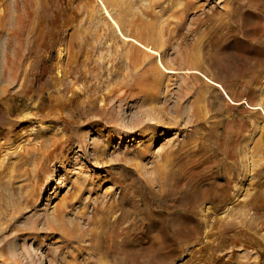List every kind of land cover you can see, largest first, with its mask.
I'll return each instance as SVG.
<instances>
[{
	"label": "rangeland",
	"instance_id": "rangeland-1",
	"mask_svg": "<svg viewBox=\"0 0 264 264\" xmlns=\"http://www.w3.org/2000/svg\"><path fill=\"white\" fill-rule=\"evenodd\" d=\"M263 113L264 0H0V264H264Z\"/></svg>",
	"mask_w": 264,
	"mask_h": 264
},
{
	"label": "bare ground",
	"instance_id": "bare-ground-1",
	"mask_svg": "<svg viewBox=\"0 0 264 264\" xmlns=\"http://www.w3.org/2000/svg\"><path fill=\"white\" fill-rule=\"evenodd\" d=\"M130 59V58H129ZM132 59V58H131ZM130 62V61H129ZM199 64V63H198ZM201 64V63H200ZM199 64V65H200ZM128 66H129V64H128ZM196 66H198V65H195V67ZM127 67V66H126ZM193 67V66H192ZM119 68V67H118ZM193 69V68H192ZM121 70V69H120ZM196 70V69H195ZM177 70H175L174 71V73L176 72ZM196 72H199V71H197L196 70ZM85 73V72H84ZM122 75V74H121ZM201 75V74H200ZM190 76V75H189ZM205 76V75H204ZM102 77V76H101ZM94 78V77H93ZM200 79V78H199ZM107 81V80H106ZM157 81V80H156ZM171 81H172V79H171ZM170 81V82H171ZM193 81V80H192ZM160 83V82H159ZM113 84H116V83H113ZM160 85V84H159ZM170 85V84H169ZM194 85H196V83L194 84ZM212 85H214V84H212ZM118 86V85H117ZM162 86V85H161ZM185 86V85H184ZM215 86H218L219 88H220V86H219V84H215ZM169 87V86H168ZM85 88V87H84ZM83 88V89H84ZM165 88V87H164ZM118 89H120V88H118ZM157 89V88H156ZM166 89H168L167 87H166ZM195 89H198V88H196L195 87ZM195 89H194V92H195ZM85 90V89H84ZM104 90V89H103ZM161 90V89H160ZM169 90V89H168ZM216 90H218V89H216ZM85 91H87V90H85ZM126 91V90H125ZM167 91V90H166ZM172 91V90H171ZM175 91V90H174ZM204 91V90H203ZM207 91V90H206ZM211 91V90H210ZM114 92V91H113ZM113 92H110V94L111 93H113ZM122 92V91H121ZM192 93V92H191ZM204 93H206V92H204ZM130 94V93H129ZM195 94V93H194ZM209 94V93H208ZM207 94V95H208ZM150 95H153V96H155L153 93H150ZM169 95V94H168ZM191 95H193V93L191 94ZM119 96V95H118ZM121 96V95H120ZM159 96V95H158ZM183 96V95H182ZM197 96V95H196ZM196 96H195V98H196ZM106 97H108V95H105V97L104 98H106ZM190 97V96H189ZM203 97V96H202ZM188 98V97H187ZM200 98H201V96H200ZM163 99H164V97H163ZM162 99V100H163ZM192 99H193V96H192ZM208 99V98H207ZM96 100V99H95ZM98 100V99H97ZM161 100V101H162ZM186 100V99H185ZM231 101H232V103H236V101L234 100V98L232 97L231 99H230ZM141 101V100H140ZM169 101V100H168ZM199 101V100H198ZM203 101V100H202ZM105 102V101H104ZM193 102V101H192ZM204 102V101H203ZM90 103V102H89ZM140 103V102H139ZM172 103V102H171ZM178 103H179V101H178ZM182 103V102H181ZM184 103V102H183ZM187 103V102H186ZM198 104V103H197ZM167 105V104H166ZM207 105V104H206ZM102 106H104V105H102ZM144 106V105H143ZM159 106V105H158ZM162 106V105H161ZM177 106V105H176ZM181 106V105H180ZM208 106V105H207ZM168 107V106H167ZM194 107V106H193ZM203 107V106H202ZM201 107V109H203ZM140 108H142V107H140ZM145 108V107H144ZM176 108H178V107H176ZM182 108V107H181ZM209 108V107H208ZM133 109V108H132ZM149 109V108H148ZM154 109V108H153ZM152 109V110H153ZM161 108H159L158 109V111L160 110ZM151 110V109H150ZM178 110V109H177ZM161 111V110H160ZM191 111H193V110H191ZM223 111V110H222ZM137 112H139V111H137ZM183 112V111H182ZM143 113V112H142ZM170 116H171V114H170V112H167ZM203 113V112H202ZM96 114V113H95ZM101 114V113H100ZM104 114V113H103ZM150 114V113H149ZM208 114H210L209 112H208ZM264 114V113H263ZM139 115V114H138ZM145 115V114H144ZM155 115V114H154ZM158 115V114H157ZM165 115V114H164ZM150 116V115H149ZM174 116V115H173ZM204 116H205V114H204ZM210 117H212L213 116V114H212V116L211 115H209ZM154 117V116H153ZM153 117H152V119H153ZM163 117V116H162ZM165 117V116H164ZM167 117V116H166ZM175 117V116H174ZM196 117V116H195ZM209 117V118H210ZM102 118V117H101ZM146 118V117H145ZM156 118H157V116H156ZM173 118V117H172ZM189 118V117H188ZM151 119V120H152ZM175 119V118H174ZM212 119V118H211ZM151 120H150V122H151ZM154 120H155V118H154ZM176 120V119H175ZM179 120V119H178ZM181 120V119H180ZM192 120V119H191ZM100 121V120H99ZM171 121H172V119H171ZM194 121V120H193ZM200 121H201V119H200ZM219 121V120H218ZM153 122V121H152ZM170 122V121H169ZM177 122V121H176ZM165 123V122H164ZM167 123V122H166ZM179 123V122H178ZM194 123V122H193ZM218 123V122H217ZM149 124V123H148ZM162 124V123H161ZM173 124V123H172ZM91 125V124H90ZM153 125V124H152ZM168 125V124H167ZM170 125V124H169ZM173 125H175V124H173ZM172 125V126H173ZM190 125V124H189ZM195 125H196V123H195ZM201 125H202V122H201ZM204 125V124H203ZM113 126V125H112ZM115 126V125H114ZM143 126V125H142ZM172 126H170V127H172ZM176 126V125H175ZM135 127V126H134ZM184 127H186V126H184ZM188 127V126H187ZM115 128V127H114ZM118 128V127H117ZM120 128V127H119ZM118 128V129H119ZM165 128V127H164ZM163 128V129H164ZM174 128V127H173ZM179 128V127H178ZM177 128V129H178ZM193 128H194V126H193ZM202 128V127H201ZM152 129V128H151ZM175 129V128H174ZM186 129V128H185ZM203 129H204V127H203ZM207 129V128H206ZM222 129V128H221ZM161 130V129H160ZM187 130V129H186ZM205 130V129H204ZM219 130V129H218ZM153 131V130H152ZM193 131H194V129H193ZM184 132V131H183ZM192 132V131H191ZM264 132V131H263ZM192 134V133H191ZM208 134V133H207ZM189 136V135H188ZM208 136V135H207ZM211 136V135H210ZM196 138V137H195ZM192 139V138H191ZM199 139V138H198ZM210 139H211V137H210ZM196 140V139H195ZM209 141V140H208ZM208 143V142H207ZM187 145V144H186ZM199 145V144H198ZM214 147V146H213ZM264 170V169H263ZM254 173V172H253ZM261 172H259V171H257L255 174H260ZM251 174V173H250ZM249 174V175H250ZM220 177V176H219ZM251 177V176H250ZM257 177V176H256ZM262 182V181H261ZM261 182H257L258 184L259 183H261ZM227 184H229V183H227ZM253 184V183H252ZM264 184V183H263ZM224 186V185H223ZM259 186V185H258ZM37 193V192H36ZM218 194V193H217ZM223 195V194H222ZM27 196V195H26ZM251 196V195H250ZM213 197V196H212ZM223 197V196H222ZM29 199V198H28ZM24 201H25V199H24ZM23 201V202H24ZM223 201V200H222ZM248 202H249V200H248ZM209 203H210V201H209ZM216 203V202H215ZM238 203V202H237ZM74 204V203H73ZM217 204V203H216ZM245 204V203H244ZM247 204V203H246ZM3 205V204H2ZM239 205V204H238ZM11 206V205H10ZM73 206V205H72ZM221 207V206H220ZM230 207V206H229ZM7 208V207H6ZM5 208V209H6ZM18 208V207H17ZM62 208V207H61ZM213 208H215V207H213ZM9 209V208H8ZM16 209V208H15ZM19 209V208H18ZM219 209V208H218ZM236 209V208H235ZM11 210V209H10ZM221 210V209H220ZM219 210V211H220ZM237 210V209H236ZM16 211V210H15ZM62 210H60V212H61ZM10 212V211H9ZM23 212V211H22ZM215 212V211H214ZM67 213V212H66ZM205 213V212H204ZM211 213V212H210ZM216 213V212H215ZM220 213H222V212H220ZM3 214V213H2ZM12 214V213H11ZM63 214V213H62ZM68 214V213H67ZM59 215H60V213H59ZM209 213L206 215L207 216V219L209 218ZM1 216V215H0ZM4 216H5V214H4ZM61 216V215H60ZM63 216V215H62ZM14 217V216H13ZM56 217V216H55ZM59 217V216H58ZM212 217V216H211ZM2 218V217H1ZM5 217H3V219H4ZM62 218V217H61ZM55 219H57V218H55ZM234 219V218H233ZM54 219H52V221H53ZM64 220V219H63ZM90 220V219H89ZM215 220V219H214ZM230 220H231V218H230ZM11 221V220H10ZM58 221V220H57ZM66 221V220H65ZM67 221H68V219H67ZM213 221V220H212ZM8 222V221H7ZM14 222V221H13ZM32 222V221H31ZM37 222V221H36ZM35 222V224L31 227V229H33V231H35L36 230V228H37V225H38V223H36ZM64 222V221H63ZM72 222V221H71ZM70 222V223H71ZM74 222V221H73ZM72 222V223H73ZM15 223V222H14ZM52 223V222H51ZM54 223V222H53ZM65 223V222H64ZM71 223V224H72ZM3 224V223H2ZM6 224V223H5ZM28 224V223H27ZM66 225H68L67 223H65ZM211 224V223H210ZM29 225V224H28ZM48 225V227L51 229V231H54V230H52L53 228H51V226H50V224L49 223H45V226H47ZM134 225V224H133ZM60 225H58L57 226V230L59 229L58 227H59ZM62 226V225H61ZM16 227V229L17 230H19L20 228H17V226H15ZM22 227H24V226H22ZM21 227V228H22ZM39 227V226H38ZM48 228V229H49ZM69 228V227H68ZM7 229H9V228H7ZM43 229H45V227H43ZM67 229V228H66ZM73 229V228H72ZM10 230V229H9ZM23 231H26V229H22ZM69 230H70V228H69ZM223 230V229H222ZM20 231V230H19ZM22 231V232H23ZM30 231V230H29ZM36 231H38V230H36ZM42 231V230H41ZM40 231V232H41ZM73 231V230H72ZM71 231V232H72ZM90 231V230H89ZM179 231V230H178ZM27 232V231H26ZM48 232H49V230H48ZM59 232V231H58ZM66 232H68V230L66 231ZM187 232V231H186ZM226 232V231H225ZM21 233V232H20ZM24 233V232H23ZM22 233V234H23ZM57 233V232H56ZM180 233V232H179ZM208 235H215L217 232H215L214 231V229H211V230H208L207 232H206ZM18 234V233H17ZM67 234V233H66ZM65 234V235H66ZM89 234V233H88ZM181 234V233H180ZM226 234V233H225ZM20 235V234H19ZM19 235H17V236H19ZM58 235V234H57ZM63 235V234H62ZM14 236V235H13ZM211 236V237H212ZM228 236V235H227ZM13 238V237H12ZM59 238V237H58ZM66 238V237H65ZM210 238V237H209ZM215 238V237H214ZM7 238H3V240L5 241ZM61 240V239H60ZM126 240V239H125ZM215 240V239H214ZM227 240V239H226ZM9 241V240H8ZM109 241H111V239H109ZM209 241V240H208ZM228 241V240H227ZM58 242V241H57ZM61 242V241H60ZM63 242V245H62V248H61V250H59L58 252H57V255H56V259L58 258V259H63V256H65V255H63V249L65 248V247H67V245H68V242H66V241H62ZM207 242V241H206ZM58 244V243H57ZM223 244V243H222ZM211 245V244H210ZM209 245V246H210ZM221 246V245H220ZM9 247V246H8ZM59 247V246H58ZM60 248V247H59ZM121 248V247H120ZM218 248H219V245H218ZM66 249V248H65ZM217 249V248H216ZM7 249H6V243L4 244V245H2V246H0V252H1V255H0V257L1 258H3V256H6V258H5V260L6 259H8V260H11V261H13V259L12 258H10L8 255H6L7 254V251H6ZM221 250V249H220ZM233 250H235V249H233ZM232 250V251H233ZM12 251V250H11ZM10 251V252H11ZM67 251H68V249H67ZM218 251H219V249H218ZM13 252V251H12ZM66 252V251H65ZM230 252V251H229ZM51 254V253H50ZM64 254H66V253H64ZM68 254H70V253H68ZM104 254H106V255H104ZM104 254H102L101 255V258L100 259H102V260H104V261H106V262H108V264H125V260L128 258V256H127V254H123L122 252H120L119 251V248L117 247V246H115V242H111V243H109V245H108V247L105 249V251H104ZM78 255V254H77ZM67 256V255H66ZM71 256V255H70ZM204 256V255H203ZM72 257V256H71ZM73 258V257H72ZM198 258V257H197ZM201 258V257H200ZM200 260H202V259H200ZM15 261H16V259H15ZM51 261H52V259H51ZM73 261V260H72ZM77 262V261H76ZM192 263V262H191ZM74 264V263H73ZM76 264H79V263H76ZM86 264V263H85ZM90 264V263H89Z\"/></svg>",
	"mask_w": 264,
	"mask_h": 264
}]
</instances>
